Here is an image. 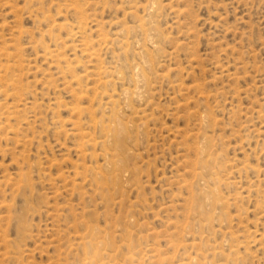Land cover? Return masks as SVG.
Returning <instances> with one entry per match:
<instances>
[{"label": "rangeland", "instance_id": "rangeland-1", "mask_svg": "<svg viewBox=\"0 0 264 264\" xmlns=\"http://www.w3.org/2000/svg\"><path fill=\"white\" fill-rule=\"evenodd\" d=\"M0 264H264V0H0Z\"/></svg>", "mask_w": 264, "mask_h": 264}]
</instances>
